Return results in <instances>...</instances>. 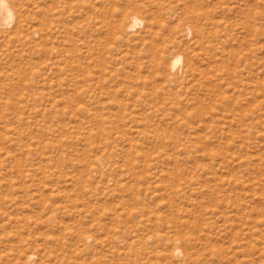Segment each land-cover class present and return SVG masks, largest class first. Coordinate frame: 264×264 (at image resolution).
Returning <instances> with one entry per match:
<instances>
[{"label":"rangeland","instance_id":"obj_1","mask_svg":"<svg viewBox=\"0 0 264 264\" xmlns=\"http://www.w3.org/2000/svg\"><path fill=\"white\" fill-rule=\"evenodd\" d=\"M5 1L0 264H264V0Z\"/></svg>","mask_w":264,"mask_h":264},{"label":"bare ground","instance_id":"obj_2","mask_svg":"<svg viewBox=\"0 0 264 264\" xmlns=\"http://www.w3.org/2000/svg\"><path fill=\"white\" fill-rule=\"evenodd\" d=\"M0 13H4V15H5L4 19L5 20H6V18L11 17L12 11L9 7V4L5 0H0ZM138 24H140L139 18L135 15H132L129 19L128 24L126 25V28L131 29V28H134V26H137ZM119 25H120L119 26L120 28H122L124 26V24H121V23ZM179 62H180V57H175L173 59V61L171 62V68L173 69L174 67H176V65Z\"/></svg>","mask_w":264,"mask_h":264}]
</instances>
